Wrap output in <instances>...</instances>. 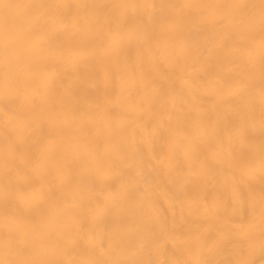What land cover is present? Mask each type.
Listing matches in <instances>:
<instances>
[{
  "label": "bare ground",
  "instance_id": "bare-ground-1",
  "mask_svg": "<svg viewBox=\"0 0 264 264\" xmlns=\"http://www.w3.org/2000/svg\"><path fill=\"white\" fill-rule=\"evenodd\" d=\"M0 264H264L261 0H2Z\"/></svg>",
  "mask_w": 264,
  "mask_h": 264
},
{
  "label": "snow or ice",
  "instance_id": "snow-or-ice-1",
  "mask_svg": "<svg viewBox=\"0 0 264 264\" xmlns=\"http://www.w3.org/2000/svg\"><path fill=\"white\" fill-rule=\"evenodd\" d=\"M261 14H262V29H264V0H261ZM35 7L33 4L28 3H3L0 0V22L3 23L5 27V32L7 33V38L5 39V48L10 45L12 41L11 29L13 27L22 28L24 21L17 18L12 14V10L14 9H26ZM262 54H261V66L262 71H264V31H262ZM261 218L264 221V187H262L261 192ZM3 264H36V262L30 261H14V262H3ZM190 264H201L199 261L190 262ZM203 264H212V262L205 261ZM228 264H243L240 261H229Z\"/></svg>",
  "mask_w": 264,
  "mask_h": 264
}]
</instances>
